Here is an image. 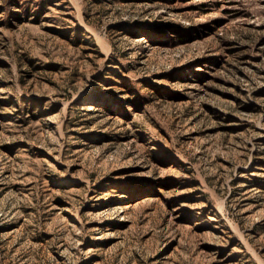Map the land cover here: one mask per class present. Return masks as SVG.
<instances>
[{"label": "rangeland", "instance_id": "obj_1", "mask_svg": "<svg viewBox=\"0 0 264 264\" xmlns=\"http://www.w3.org/2000/svg\"><path fill=\"white\" fill-rule=\"evenodd\" d=\"M0 264H264V0H0Z\"/></svg>", "mask_w": 264, "mask_h": 264}]
</instances>
